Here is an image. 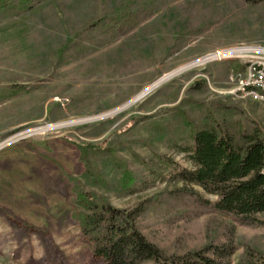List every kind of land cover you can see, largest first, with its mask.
<instances>
[{
    "label": "rangeland",
    "instance_id": "1",
    "mask_svg": "<svg viewBox=\"0 0 264 264\" xmlns=\"http://www.w3.org/2000/svg\"><path fill=\"white\" fill-rule=\"evenodd\" d=\"M147 1L154 7V17L160 16L162 2ZM169 1V6L185 2ZM106 3L98 0L97 13L107 9ZM199 3L208 9L197 7L192 20L198 23L208 17L212 21L208 33L160 63L157 61L167 52L156 43L152 54L157 60L147 63L142 59L130 74L121 71L118 59L104 51L56 66V46L49 39L56 35L53 31L49 36L45 28L32 29V19L27 16L0 18V82L31 85L17 100L0 106V264H108L92 255L72 218L71 179L84 182V167L75 144L108 142L114 146L123 140L120 133L129 127L130 150L123 156L129 160L130 171L150 181L152 177L140 163L142 159L148 161L150 148L135 141L146 140L150 124L166 118L164 110L177 106L196 81L205 79L209 89L206 95L195 96L197 99L206 104L221 99L235 107L215 117L236 131L259 128L264 134L261 107L230 96L229 88L235 87L230 71L228 87H218L201 74L208 71L217 75L215 68L225 61L204 62L178 71L215 50L241 44L264 45V6L251 7L238 0L195 1ZM169 35V28H165L162 37ZM222 52L217 51V55ZM134 55L136 62L140 60L138 52ZM172 73V78L157 84ZM181 137L186 140L185 134ZM154 145L158 153L174 159L176 168L165 170L164 178L139 193L125 197L107 193L112 205L126 210L142 208L138 227L168 254L199 250L211 243L231 245L235 249L231 258L234 264L245 251L264 257V216H257L263 224L256 222L253 227L220 213L196 216L191 212L193 203L188 193L196 192L211 202L215 197L174 178L176 169H189L190 163L184 155H174L160 143ZM105 172L113 176L112 169Z\"/></svg>",
    "mask_w": 264,
    "mask_h": 264
},
{
    "label": "trees",
    "instance_id": "2",
    "mask_svg": "<svg viewBox=\"0 0 264 264\" xmlns=\"http://www.w3.org/2000/svg\"><path fill=\"white\" fill-rule=\"evenodd\" d=\"M184 1L169 6V0H160L164 10L154 17V7L147 0H107L103 13H97L98 0H0V18L27 16L32 19V29L45 28L48 35L53 31L56 35L49 39L56 46V66L83 61L104 51L118 59L121 71L130 74L142 59L153 63L156 43L167 52L157 61L160 63L208 33L212 22L208 17H202L198 23L192 20L198 8H208L196 5V0ZM238 1L251 7L264 6V0ZM77 15L79 20L74 18ZM165 28L170 31L168 38L162 37ZM136 52L140 57L137 62ZM215 69L217 75L208 71L201 74L218 87H228L227 72L236 76L242 73L243 66L237 61H225ZM30 86L29 82H0V106L17 100ZM208 92L205 79L191 84L177 106L164 110L166 118L150 124L148 138L135 141L150 148L148 161L140 162L152 177L150 181L145 175L130 171L129 160L123 156L130 150L129 127L120 133L123 140L114 146L108 142L75 144L84 167V182L71 179L72 218L93 256L108 264H234L231 258L235 249L229 244L209 243L199 250L168 254L138 227L142 208L126 210L110 202L107 193L118 197L139 193L164 178L165 170L176 168L174 159L158 153L154 143H160L174 155H184L190 163L189 169H176L174 178L215 197L211 202L190 191L193 214L220 213L248 227L263 224L257 216H264V134L259 128L236 131L219 120L215 115L235 107L221 99L206 104L195 97ZM53 108L60 110L59 105ZM147 118L135 121L134 125ZM107 168L113 170L112 177L105 172ZM235 264H264V257L245 251Z\"/></svg>",
    "mask_w": 264,
    "mask_h": 264
},
{
    "label": "built area",
    "instance_id": "3",
    "mask_svg": "<svg viewBox=\"0 0 264 264\" xmlns=\"http://www.w3.org/2000/svg\"><path fill=\"white\" fill-rule=\"evenodd\" d=\"M217 51H226L227 55H237V62L243 66L241 76L229 75L235 85L229 88L230 96L240 100L257 103L264 112V98H258V91H264V45H235L215 50L203 59L205 62L216 61ZM251 84H258V91H251Z\"/></svg>",
    "mask_w": 264,
    "mask_h": 264
},
{
    "label": "bare ground",
    "instance_id": "4",
    "mask_svg": "<svg viewBox=\"0 0 264 264\" xmlns=\"http://www.w3.org/2000/svg\"><path fill=\"white\" fill-rule=\"evenodd\" d=\"M236 61L237 60V55H227L226 54V51L216 55V61ZM206 61V59H200L198 61H195L183 68H181L180 70H178L179 72H182L188 68H192L196 65H201V63H204ZM177 71V72H178ZM175 74H171V75H166V76H163L161 79H159L157 81V84L159 85V83H164L166 80L172 78ZM251 91H258V84H251ZM230 94V92H229ZM142 96V95H141ZM141 96H139L138 98H136L134 101H132L131 103H134L135 101H137ZM258 98H264V91H258Z\"/></svg>",
    "mask_w": 264,
    "mask_h": 264
}]
</instances>
